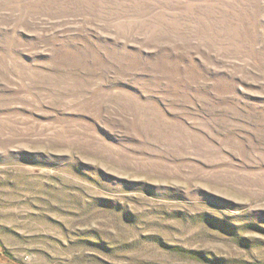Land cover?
<instances>
[{
    "label": "rangeland",
    "instance_id": "obj_1",
    "mask_svg": "<svg viewBox=\"0 0 264 264\" xmlns=\"http://www.w3.org/2000/svg\"><path fill=\"white\" fill-rule=\"evenodd\" d=\"M0 264H264V0H0Z\"/></svg>",
    "mask_w": 264,
    "mask_h": 264
},
{
    "label": "trees",
    "instance_id": "obj_2",
    "mask_svg": "<svg viewBox=\"0 0 264 264\" xmlns=\"http://www.w3.org/2000/svg\"><path fill=\"white\" fill-rule=\"evenodd\" d=\"M2 254V252H0V255Z\"/></svg>",
    "mask_w": 264,
    "mask_h": 264
}]
</instances>
